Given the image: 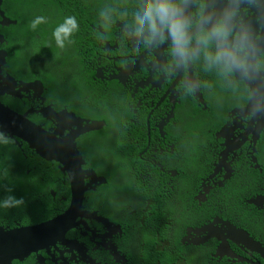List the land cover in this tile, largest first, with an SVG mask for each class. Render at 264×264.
I'll list each match as a JSON object with an SVG mask.
<instances>
[{
  "label": "flooded vegetation",
  "instance_id": "flooded-vegetation-1",
  "mask_svg": "<svg viewBox=\"0 0 264 264\" xmlns=\"http://www.w3.org/2000/svg\"><path fill=\"white\" fill-rule=\"evenodd\" d=\"M33 1L43 0H4L1 10L17 26L20 15L31 14L29 8L24 9L22 3ZM74 1V8L78 13L86 14L90 19L95 17L99 25L95 76L100 83L96 93L98 100L95 113L100 116L99 108L106 111V105L112 111L121 112L124 105L123 94L127 92L130 99L127 109L134 115L130 123L140 122L141 115L146 114L145 146L140 144L142 140L136 143V148H140L137 161L126 166L128 171L118 179L126 185L124 189L138 192V203L153 202L158 206L157 201L160 200L163 204L160 208L173 212L167 214V217H172V227L169 232L166 230L151 241L140 240L136 234L137 218L125 216L119 222H113L108 216L99 214L102 207L99 211L83 208L89 216L77 219L78 225L65 234V240L70 243L68 247L57 243L56 249L51 248L48 255L42 249L23 261L14 263L264 264V203L259 208L247 204L250 199L264 197V164L260 162H264V129L255 142L253 152L251 137L248 136L245 141L240 138L251 117L230 116L232 111L243 109L247 105L251 95L249 89L238 82H228L224 89L220 82L216 83L211 79L215 75L208 76L199 64H194L170 79L151 71L148 65L152 54L148 50L137 47L131 39H125L122 29L117 28L115 23L113 27L116 29L111 32L104 27L99 20L100 11L93 17L91 0ZM124 1L120 0V3L124 4ZM98 4L106 6L107 0H99ZM12 16L16 20H12ZM2 21L0 13V24ZM2 25L0 29L4 27ZM85 26L93 29L96 24L90 25L88 21ZM9 45L7 39L5 43H0V51L6 52L7 56L2 67L3 80H0V103L19 114L29 113V119L45 129H54L52 121L35 113L44 106L53 107L52 104H47L46 89L42 94L44 103L35 98L34 92H21L23 83L39 79L26 80L19 74L27 68L26 65L18 67L10 64L9 53L15 52V49L9 48ZM116 75L118 83L122 84L121 89L107 84L109 91H105L103 82L110 78L115 80L113 78ZM185 76L200 82L201 87L196 94L184 93L180 81ZM12 88L20 94L12 91ZM228 104L230 107H227ZM193 109H197L195 115H192ZM36 117L45 122H36ZM85 121L104 122L91 119ZM190 121L194 123L191 124ZM204 123L219 129L214 134L206 129V134ZM229 123L236 129L233 138L239 139L238 143L243 144L223 157L221 153L224 151V141L220 131ZM194 124L198 127H194ZM8 138L9 143L0 144V152H4L2 159L9 161V153L15 152L10 150L12 145L27 152L26 143L17 138ZM77 142L78 149L87 160V169H92L97 176L98 172H107V179H112L115 168L108 167L111 159L100 153L97 143H90L83 138H79ZM85 142L88 146L86 154ZM92 148L94 150L90 151ZM230 148L233 150L235 146L231 145ZM253 160H256V164H253ZM0 179L7 186L1 173ZM125 179L127 180L124 181ZM96 187L98 185L93 188ZM158 189L161 191L157 192ZM114 208L112 203L108 207L109 212H115ZM124 208L129 210L132 205ZM159 209L157 207L154 212L152 234L157 229ZM93 214L107 220L109 224L97 220ZM226 223L235 230L246 232L248 239L256 244H246L227 228ZM36 224L40 223L28 226ZM15 226L26 227L22 226L21 219L15 220Z\"/></svg>",
  "mask_w": 264,
  "mask_h": 264
},
{
  "label": "trees",
  "instance_id": "trees-1",
  "mask_svg": "<svg viewBox=\"0 0 264 264\" xmlns=\"http://www.w3.org/2000/svg\"><path fill=\"white\" fill-rule=\"evenodd\" d=\"M98 1L96 0V3L102 9L103 6H100ZM127 3L133 8L134 2L127 0ZM22 6L24 9L29 8L31 14L20 15L17 19V26L0 29L10 43L9 48L15 49V52L9 53L8 60L12 66L26 65L27 68L19 72L26 80L39 79L43 83L46 89L47 104H52L55 110L65 109L68 113L84 120L105 122L102 129L86 134L83 139L87 141L93 138L100 153L111 159V164H108V167L115 168L113 169V178L107 179V172H98V176L106 179L107 183L98 186L95 191L86 196L84 209L99 211V208L102 207L100 215H106L111 221L119 222L126 211L125 208H122L123 203L117 201V195L124 191L126 185L118 177H123L124 172L128 171L126 166L136 163L138 152H140V148H136V143L142 140L140 144L145 146L144 119L146 114L141 115L140 122L130 123V119L134 115L127 109L130 101L127 92L123 94L124 105L121 112L112 111L110 106L106 105V111L99 108L100 116L95 113L96 102L93 97L96 98L100 83L95 76L98 53L96 49L99 40L97 32L99 25L95 17L90 19L88 15L78 13L74 8V0L33 1L22 3ZM36 16H44L46 23L33 30L29 24ZM67 16L76 17L78 31L72 36L71 43H66L63 49L57 48L55 44L51 46L47 37H52L55 26ZM11 19L16 20L13 16ZM88 21L90 25L96 24L95 28H87L85 23ZM43 27L50 29L48 35L43 34ZM27 48L33 53H31L28 63H25L22 54ZM71 55H76V57L72 58L74 63L68 67V57ZM211 79L216 83L221 80L218 76ZM220 83L222 88H227V84ZM107 84L109 86L112 84L118 90L122 87L118 80L110 78L103 82L105 91H109ZM196 112L197 109H193L192 115H195ZM36 122L45 121L36 117ZM190 123L193 124L194 121H190ZM194 127L197 128L198 125L194 124ZM10 150L15 152L9 153V161L2 159L4 152H0V173L6 176L7 184L6 186L0 179V199L12 195L18 199L23 198L24 203L16 208L0 209V225L14 227L15 220L21 219L22 226H28L41 223L62 213L69 202V190L66 178L58 164L45 161L29 148L27 152H23L16 145H12ZM93 150V148L90 149V151ZM262 163L264 164L263 161ZM159 191L161 190L158 189L157 192ZM135 197L139 199L138 194ZM112 202L116 207L114 208L115 212L110 213L108 207ZM157 203L158 206L153 202L149 204L133 203L131 204L132 215L142 218L152 217L157 207L159 209L163 205L160 200ZM172 213L171 210L165 211L160 208L157 212L156 231L153 234L152 232H140L141 238L151 241L157 238L160 233L166 230L169 232L172 227V217H167V214ZM28 263H32V261H28Z\"/></svg>",
  "mask_w": 264,
  "mask_h": 264
},
{
  "label": "clouds",
  "instance_id": "clouds-1",
  "mask_svg": "<svg viewBox=\"0 0 264 264\" xmlns=\"http://www.w3.org/2000/svg\"><path fill=\"white\" fill-rule=\"evenodd\" d=\"M91 1L93 17L100 11L99 20L104 27L110 32L116 27L121 28L125 39H131L137 47H142L152 54L148 65L151 71L170 79L194 64H199L204 72L220 77L219 82L225 84L238 82L247 85L251 94L250 106L254 107V114L264 116V0H135L133 8L128 5L127 0L124 4H121L120 0H107L106 6H103L105 9H100L96 0ZM44 23H46L44 16H36L31 20L29 27L35 30ZM114 23L116 27H113ZM78 27L75 16L65 17L52 31L56 47L63 49L66 43H71V38L78 31ZM97 61L98 56L95 71ZM180 85L185 94H196L201 87L200 82L190 76H185ZM227 107H230V104ZM243 109L232 111L230 116L239 117ZM203 125L205 132L207 129L214 134L219 129L206 123ZM227 127L234 128L229 123L222 130ZM9 142L8 136L0 132V144ZM28 148L34 151L29 146ZM82 155L87 167L83 152ZM253 164H256V160ZM255 168L259 169L258 166ZM2 179L6 180V176L2 175ZM100 179L107 183L106 179ZM96 188L86 193L85 201L87 194ZM136 194L138 192L124 189L117 195V201L123 203L122 208L138 203ZM23 203V198L7 195L0 199V209L16 208ZM263 203L264 197H256L247 202L254 208L261 207ZM125 211L126 214L122 217L133 216L131 211L128 212L127 209ZM133 217L137 218L136 234L143 240L139 233L151 232L154 216ZM226 225L243 241L249 238L246 232L235 230L228 223ZM11 228L14 229V227L5 229Z\"/></svg>",
  "mask_w": 264,
  "mask_h": 264
},
{
  "label": "water",
  "instance_id": "water-1",
  "mask_svg": "<svg viewBox=\"0 0 264 264\" xmlns=\"http://www.w3.org/2000/svg\"><path fill=\"white\" fill-rule=\"evenodd\" d=\"M3 2L4 0H0V13L3 17V25H0L5 27L16 25L2 13ZM0 43H5L3 35H0ZM6 58V52L0 51V80H3L2 67L6 63ZM113 79L119 80L117 75ZM3 83L7 82L3 81ZM245 86L248 88L247 85ZM1 88L2 83H0V90ZM12 91L20 94L13 88ZM29 91L34 92L35 98L42 103L45 102L42 96L45 88L40 80L23 83L21 92L29 93ZM35 113L41 115L45 120L52 121L55 128L45 129L30 120L29 113L19 114L0 103V132L5 133L10 138L21 140L42 158L47 161H54L59 165L60 171L68 183L69 203L61 214L43 223L14 229L0 227V264H14V261H23L42 249L46 250L48 255L51 248L56 249L57 243L68 247L70 243L65 240V234L78 225L77 219L89 216V213L83 211L86 193L93 190L94 185L105 184L93 170L86 169V161L76 144L78 138L89 132L102 129L105 123L87 122L75 117L72 113H68L65 109L56 111L53 107L44 106ZM239 117H251L246 131H243L240 138L245 141L248 136L251 137L250 144L253 152H255V142L259 140L264 129V116L254 114V107L250 106L249 101L248 105L239 113ZM235 130V128L229 129L227 127L220 132L221 139L224 141V151L221 153L223 157L237 150L243 144V142L238 143L239 139L233 138ZM231 145L235 146L233 150L230 148ZM255 203L253 202V204ZM95 218L109 224L107 220L96 216ZM244 242L250 245L256 244L250 239H246Z\"/></svg>",
  "mask_w": 264,
  "mask_h": 264
},
{
  "label": "rangeland",
  "instance_id": "rangeland-1",
  "mask_svg": "<svg viewBox=\"0 0 264 264\" xmlns=\"http://www.w3.org/2000/svg\"><path fill=\"white\" fill-rule=\"evenodd\" d=\"M56 27V26H55ZM50 30V29H49ZM49 30L47 29V28H44L43 27V30H42V32H43V34H46V35H48L49 34ZM47 41H49L50 43H51V46L52 45H54L55 43H54V41H53V39H52V37H47ZM31 53H33L30 49H26V51L25 52H23V54H22V58H23V60L25 61V63H28V61H29V58H30V56H31ZM76 57V55H71V56H69L68 57V67H70V66H72V64L74 63L73 62V60H72V58H75ZM23 65H25V64H23ZM23 65H21V66H23ZM20 65H19V67H21ZM94 98V101L95 102H97V98H95V97H93ZM101 102V101H100ZM99 104V103H98ZM100 105L101 106H105V105H102L101 103H100ZM114 135H115V133H114ZM88 142H90V143H95V141H94V139L93 138H90V139H88L87 140ZM84 148H85V152L87 153V148H88V146H87V143L85 142V144H84ZM125 202H127L128 203V201H125ZM127 211L129 212V211H131V209H127ZM130 216V215H129Z\"/></svg>",
  "mask_w": 264,
  "mask_h": 264
}]
</instances>
